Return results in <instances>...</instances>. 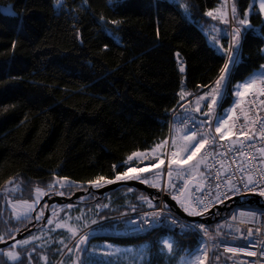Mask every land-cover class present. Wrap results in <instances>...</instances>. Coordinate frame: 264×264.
<instances>
[{
    "label": "trees",
    "instance_id": "obj_1",
    "mask_svg": "<svg viewBox=\"0 0 264 264\" xmlns=\"http://www.w3.org/2000/svg\"><path fill=\"white\" fill-rule=\"evenodd\" d=\"M188 1L192 21L166 0H62L61 7H55L54 0H0L13 11H0V194L3 187L19 182L20 196H27L34 186L48 187L54 176L76 183L63 189H86L97 177L114 179L126 171L133 153L163 143V159L167 151L172 153V132L190 134L187 128H169L171 113L176 109V118L184 101L182 90L189 98L211 86L226 61L198 26L221 0ZM250 1L234 0L237 16H244ZM231 19L235 25L233 10ZM249 24L242 30L239 63L227 81L217 114L232 103V86L264 63V21L256 10ZM220 40L226 49L228 37ZM177 56L184 64V87ZM158 171H163L162 165L139 175ZM146 200L145 193L123 187L76 205L86 211H74L80 217L78 234L85 225L98 224L81 234L90 238L82 245L83 252L93 242L147 244L143 264H165L161 241L168 238L174 244L172 264L200 245L194 231L170 226L136 237L103 232L112 218L157 204L151 202L150 207ZM21 224L8 218L0 198L4 240ZM215 224L207 227L213 229ZM77 240L59 230L40 243L41 249L18 248L16 264H42L44 259L55 264L65 249H74ZM33 248L39 254L29 257ZM83 252L80 257L75 254L79 264H87ZM0 264L14 262L0 255Z\"/></svg>",
    "mask_w": 264,
    "mask_h": 264
},
{
    "label": "built area",
    "instance_id": "obj_2",
    "mask_svg": "<svg viewBox=\"0 0 264 264\" xmlns=\"http://www.w3.org/2000/svg\"><path fill=\"white\" fill-rule=\"evenodd\" d=\"M259 87L258 84L256 89L250 90L246 95L244 103L246 104L247 115L239 110L234 111L230 126L235 134L225 135L223 140L220 139L222 132L216 133L215 131V115L210 125L190 117L176 119L174 118L176 109L170 115V130L187 128L190 132L193 130V124H196L198 125V129H196L197 138L203 137L208 140V144L200 151L204 168L203 178L197 180L186 173H180L179 179L175 183L178 188H183V193L188 185L192 184L190 204H192L194 197H202L206 203L211 201L204 214L208 213L216 204L225 202L230 197L259 195L258 191H249L244 188L243 183L240 182L242 177L244 183H247L248 177H251L253 181L264 186V153L259 151V149L264 148V137H261V131L264 130L262 129L264 126V103H262L264 96L260 95ZM241 130L246 131L253 139L249 140L241 136ZM171 154L168 151L165 153V163L162 165L164 174L168 171V161L172 158ZM241 167L244 171L239 170ZM228 176H231L230 181L227 179ZM185 184L187 185L186 188H184ZM218 184L219 188H217ZM229 184L235 185L239 190L229 191ZM164 185L163 182L162 190L165 189ZM197 188L202 191H196ZM217 193H221L219 199H217ZM224 193L227 194V197L223 195ZM175 194L177 193L173 189L172 196ZM262 197L264 198V196ZM157 212L160 215L157 220L152 221L151 227L145 226V230H136L142 219L151 220V217H146V214ZM112 219L114 220L112 225L103 230L105 234L136 237L160 226L194 231L207 248L204 264H264V256L261 255V251L264 250V210L259 208L236 206L232 209V215L227 220L228 227L225 230L205 227L207 234L195 227L201 223H189L181 220L172 211L165 209L161 202L149 209L125 213ZM173 220H175V224ZM129 221H133V223H129ZM97 226L98 224H94L86 227L82 233L90 232ZM248 229L252 230V236H248ZM245 245L248 246L245 251L227 252L225 250L226 247L239 249L244 248ZM246 251H255L257 255L247 256ZM216 256H219L220 259L216 260Z\"/></svg>",
    "mask_w": 264,
    "mask_h": 264
},
{
    "label": "rangeland",
    "instance_id": "obj_3",
    "mask_svg": "<svg viewBox=\"0 0 264 264\" xmlns=\"http://www.w3.org/2000/svg\"><path fill=\"white\" fill-rule=\"evenodd\" d=\"M166 1L176 5L179 8V10L181 11L182 15L187 20L192 21L191 14L189 12V1L188 0H166ZM229 1H230V4H229ZM224 2H225V4H224ZM261 2H264V0H256L255 8H254L253 0L250 1V4H249V6L245 12V14L246 13L248 14L246 17L248 21H249L250 14L254 10H256L260 14L262 20L264 21V12H262L260 10V3ZM224 9H225L226 13H225ZM233 9H235V12H233V15L235 17V23H236L235 25H238V27H240L242 30L248 28L250 26L249 23L245 24V25H241L239 23L240 19L245 18V14L242 18L240 16H237V10H236V5L234 3V0H221L220 3L215 8L210 9L206 12L205 16H206L207 20L201 21L198 24L200 29L203 31L208 44L212 48H214L215 50L217 48H219V46H217V43H216L217 38L219 36L228 37L229 44H228L227 48H229V45L231 44L232 35L237 30L235 26H233V28H231V29L229 27V25H230L229 17H231V10H233ZM0 11L2 13H5V14H12V12H13L10 4L0 5ZM208 12H212V16H208L207 15ZM227 24H228V28L226 27ZM213 37L216 38L215 41L213 40ZM263 39H264V35H263ZM223 49H224V47H223ZM262 53L264 55V47H263ZM177 60H178V64H179L178 69H179L181 76H182L181 77V86L184 87V64H183L182 60L180 59V57H178V56H177ZM261 66H264V63ZM261 66L258 69H256L252 73V75H249L247 77V79L252 77L255 73H258L261 70ZM181 68H183V71L180 70ZM243 82L237 83V84L232 86V88H231L232 103L229 106L223 108L219 114L216 113V110L219 108L220 102L222 101L223 95H224L226 88H227L226 87L227 84H224V81L221 82V86H220V92H222V98L216 92L217 85L214 82L213 85L207 87L206 89H203L202 91H200L197 94H193L190 97L193 100L192 104L197 106L198 98L203 96V97H205V99L200 101L199 105H201V107H204V106H207L208 103H211L212 96H216V98L218 100V104L213 105V108L211 109V110H213V113L211 114L210 120L213 119V116L215 113H216V118L222 117L224 119H228L229 116L233 115L234 110L236 108L241 107V105L245 101L247 93H245L243 96L235 95L236 86L239 84H242ZM240 90L243 91L242 88ZM182 94L186 97L188 96V94H185L184 90H182ZM206 94H208V95H206ZM230 120L228 121L229 125H230ZM216 126H217V124H216ZM221 132L227 133V128L222 129ZM190 142H192V141H190ZM146 163H147V159L141 158V159H139L137 161H133V162L127 161L126 167H127V169H128V167L138 168L139 166H142V165L146 166V165H144ZM134 165H136V166H134ZM133 174L134 173H132V175ZM59 178L60 177H55V176L53 177V181L50 183V185L52 186L51 188H55V187L60 188L59 184L65 182V181L60 180ZM147 178H149V180H150V183H148V184L152 185V183H155L157 185L156 188H159V189L162 187L163 181L166 182V184L168 181V175H167V173L164 174L163 171H159L155 174H152V175L148 176ZM67 181L71 182L72 186L76 185V183L70 179H67ZM91 186L94 187L93 185H91ZM191 186H192V184H189L187 189L184 191V193L180 197H178V200H176L179 205H181V203L178 201H183L185 206L191 205L190 204V188H191ZM13 188H18V190L11 191V189H13ZM94 188H97V187H94ZM37 189H40L42 192L38 203L36 202L37 201V191H36ZM21 190H22V187H21V184L19 182H16L14 184H11L7 187L2 188V193L4 194L5 199L1 198V202L5 205V208L8 210V218L15 221V222H20V221L25 222L30 216H32L34 214V212L36 210H38L37 211L38 216L40 218L41 217L44 218L45 209L44 208L39 209L40 200L44 194L43 188L40 186H34L32 188V191L27 196H24V197L20 196ZM25 202L33 205V210L30 211L27 216L23 215V213L26 210ZM68 206H69V204L55 205V206L50 207L49 214L46 217V221H45V224H44L42 230L33 232L29 235H26L25 237H23L19 240L29 239L31 241V243H29L27 246L36 245V246H38L37 249H41L42 246L40 245V243L43 242V240H46L47 238H49V236L54 232H57L59 230H63V231L67 232V237H69V236L71 237V233L68 231L69 227H71L75 230V232H76L75 238L76 237L79 238V235L77 232H78V228L80 225V219H77V217H79V215L77 214V212L75 213L74 211L77 208L80 209L81 213L84 212V214H85L86 211L83 210V207H80V206H76V205H71V207H68ZM96 209H99V207H97ZM182 209L184 210V207H182ZM18 215L20 216V219L16 218ZM230 215H232V213ZM40 218H38V219H40ZM49 219H51L53 221L52 224L47 223V221ZM64 222H66L64 227L59 228V229L56 228V226H55L56 223H64ZM216 222H217L216 224H215V222L213 223V224H215V226H213V227L219 228L221 230H225L228 227L227 220L220 219V221L218 220ZM33 238H35V239H33ZM165 240L170 241L168 238L162 239V241H161L162 251L161 252H163V259L165 261V264H170V257L172 256V251H168L164 248L163 242ZM108 245H111L110 249L106 247ZM147 246H148L147 244H141L139 246H133V245L121 246V245H115L114 243L102 241V242L91 243L90 246L88 247V251H86V253L85 252H83V253H85L84 258L86 259L85 261L87 264H143L144 260L147 257V254L145 252V249L147 248ZM203 247H205V246L202 243V241H200V245L198 247L194 248L192 251L187 252L185 255H181L179 258L175 259L172 262V264H191V261L193 260V258L198 254V249L203 248ZM18 248H21V247L17 246L16 251H18ZM67 249H65L64 255H62L58 259V261H56L55 264H79V263H82L80 261H77V258L75 257V254L78 253L76 251L75 247L71 252L70 251L67 252L66 251ZM117 249L119 251H114ZM7 250H10V249H7ZM32 250L33 249H31L29 251V253H31V254L33 253V254L37 255L38 252H36V249H35V251H32ZM66 252H67V254H66ZM105 252H110L111 254L110 255H104ZM81 253L82 252H79V255ZM28 256H27V259H28ZM5 258L8 260V258L6 256H5ZM200 259L204 262L205 256L203 254H201ZM8 261H10V260H8ZM42 264H46V259H44L42 261Z\"/></svg>",
    "mask_w": 264,
    "mask_h": 264
},
{
    "label": "snow or ice",
    "instance_id": "obj_4",
    "mask_svg": "<svg viewBox=\"0 0 264 264\" xmlns=\"http://www.w3.org/2000/svg\"><path fill=\"white\" fill-rule=\"evenodd\" d=\"M255 2L256 0H253V6H255ZM54 6L56 7H61L62 6V0H54ZM260 10L262 12H264V2L260 3ZM233 12H235V9H233ZM208 16H212V12H208L207 13ZM247 13L245 14V18L244 19H240L239 23L241 25H245L248 24L249 21L247 20ZM116 23V22H113ZM240 35V31L236 30V32L233 35V42L229 45V48L227 49H223V46L219 47L216 49L217 53L220 54L221 56H226L227 58V62L224 64L223 68L221 69V75L220 78L216 81V92L221 96L222 98V92H220V86H221V82L222 81H226L228 79H230V77L233 74V70L236 67V65L239 63V56H238V52H239V48H240V43L239 40L237 39V37ZM213 40L215 41L216 38L213 37ZM181 71H183V68L180 69ZM259 80V85L260 87L258 88V91L260 92L261 96H264V66H261V70L258 73H255L252 77H250L249 79L245 80L242 84H239L236 86V90H235V95L237 96H243L245 93H248L250 90L254 89L257 87V81ZM243 89V91H241L240 89ZM208 95V94H206ZM181 99H184L183 94L181 95ZM205 97L201 96L198 98L197 100V105H199L200 101L204 100ZM262 103H264V101H262ZM214 104H218V100L216 98V96H212L211 98V103L207 104V108L209 110H211L213 108ZM197 111H199V106H197L196 108ZM205 115H208V113H205ZM232 119L231 116L228 117V119H224L222 117H217L216 118V128L215 131L216 133H221V130L224 128H227V133H221L220 135V139L223 140L225 135H234L235 133H233L232 131V127L229 125L228 121ZM203 123V122H202ZM198 129V125L193 124V130H190V134H186L184 136V140L187 141H196V143L194 144H188L184 146V151L185 152H189V149H191V151L189 152V154L187 155V157L185 159H181V153L177 152V151H173L171 156L172 158L168 161V172L167 175L169 177H171L172 175V165H185L188 164L189 161L193 160V157L197 156L198 152L204 148V146L206 144H208V140L201 137L198 141H197V130ZM262 129H264V126H262ZM177 131H180L179 129H177ZM241 136H244L246 139H253V137L249 136L248 133L246 131L241 130L240 132ZM261 137H264V130L261 131ZM213 143H215V141H213ZM251 146V145H250ZM157 147H159V145H157ZM153 152H155V149L152 150ZM259 151L261 153H264V148L259 149ZM242 155V153H241ZM133 157L136 158H146L145 153H133L132 156L128 157V160L131 161L133 159ZM165 163V161L163 159H158V161L156 163L151 164L150 166H146L143 168H135V167H128V169L126 171H124L123 173H118L115 175L114 179H105L104 177H97L96 181H90L89 183L92 184L94 187H101L103 185H108V184H113L115 182L118 181H128V180H140L142 183L148 184L150 183L149 178L147 177H141L139 175V173H144V172H149L152 169L155 168H159L161 165H163ZM198 163L197 165H195L194 167H198ZM240 171H244V169L241 167L239 169ZM132 173H136V175H132ZM62 181H65L64 183H60L59 186L60 188H70L72 186L71 182L67 181V178H59ZM227 179L230 181L231 180V176H228ZM241 183H243V186L246 190L249 191H258L260 196H264V186H261L258 182L253 181L251 179V177H248L247 183H244L243 181V177L241 178ZM153 187H156L157 185L155 183H152ZM52 186L49 185V188H51ZM170 187L175 189L176 193L175 195L172 196V199L174 200H178V195L183 193V188H178L177 185L175 183H171ZM187 185H184V188H186ZM217 188H219V184L217 185ZM18 190V188H13L11 189V191H16ZM228 190L235 192L238 191L239 189L236 188L235 185L233 184H229L228 186ZM37 203L39 202L40 196L42 194L40 189H37ZM196 191H202L201 189L197 188ZM61 195H63L64 193L61 192L59 193ZM221 195V193H217V199H219V196ZM223 195H225L227 197V194L224 193ZM142 199H146V198H142ZM146 202L149 204V206L151 207V201L146 200ZM181 203V206L184 207V211L186 213H188V215L190 216H200L203 215L205 211H207L208 208V204L211 203V201L209 202H205L202 197H194L193 198V202L191 205L189 206H185L183 201H178ZM26 204V210L23 213L24 216H27L29 214L30 211L33 210V205L32 204H28L27 202H25ZM68 207H71V205H69ZM106 207V205H105ZM160 213H149L146 214V217H151V220H149L148 218H144L141 220L140 225L138 226V228L136 230H145V226L147 227H151L152 221H155L158 219ZM17 219H20V216L18 215L16 217ZM37 218H40L39 216ZM77 219H80V217H77ZM47 223L52 224L53 221L51 219H49L47 221ZM66 222L64 223H56V228H62L64 227ZM92 223H96V221H92ZM129 223H133V221H129ZM173 223L175 224V220H173ZM85 227H87V225H85ZM196 228L203 230L205 232V234H207V229L205 228V226L203 224L200 225H196ZM68 231L71 233V236H75L76 232L73 228L69 227ZM237 231H239V229H237ZM252 230L248 229V236H252ZM11 239L15 240L14 236H10ZM211 238V237H210ZM35 239V238H33ZM88 239V235H81L78 238V241L75 244V249L77 252H83L84 248L82 247V245H85ZM6 242L4 240V237L0 236V243H4ZM29 243H31V241L29 239H24V240H16L14 244L9 246L10 250H5V249H0V255L6 256L8 258V260L14 262V264H16V262L20 261V253L18 251H16L17 246L24 248L26 247ZM163 246L166 250L168 251H172L174 248V244L168 240H165L163 242ZM107 248H111V245L106 246ZM248 246L245 245L244 248H234V247H226L225 250L227 252H237V251H245L246 248ZM73 249H69V251L71 252ZM32 251H35V249L33 248ZM114 251H119L114 250ZM110 252H105L104 255H110ZM203 254L205 257H207V248L203 247V248H199L198 249V254L193 258V260L191 261V264H204V262L200 259V255ZM29 257L31 255V253H28ZM246 255L247 256H256L257 253L255 251H246ZM261 255L264 256V250L261 251ZM220 257L216 256V260H219ZM77 260H79V257H77Z\"/></svg>",
    "mask_w": 264,
    "mask_h": 264
},
{
    "label": "water",
    "instance_id": "obj_5",
    "mask_svg": "<svg viewBox=\"0 0 264 264\" xmlns=\"http://www.w3.org/2000/svg\"><path fill=\"white\" fill-rule=\"evenodd\" d=\"M123 187H127L132 190H139L140 192L145 193L147 195V198L151 202L153 203L161 202L165 208L173 211L181 219L190 221V222H195V223H202V222L211 223L212 220L218 221L217 220L218 218L217 217L213 218V216H216L218 213H222V212L227 214L230 210H232L236 206L255 207V208L264 210V198L260 195L251 194V195L230 197L225 202L216 204L206 214H203L200 216H190L188 215V213H186L183 209H181L178 206L176 200L172 199V196L166 191L150 186L148 184L142 183L140 180H128V181H118L113 184L103 185L99 188H94L91 185H89L84 192L83 191L74 192L69 197L60 196V197L48 200L44 206L45 215H44V218L41 220V222L46 221V217L48 216L50 207L52 206L65 205V204L80 205L83 203L82 200H79L81 196H84L83 200H87L90 195L91 196L95 195L96 197L93 199V201H97L101 199V197L104 194L108 192H113L114 190H117ZM41 203L42 202H40L39 206L41 205ZM33 223L34 222H32L31 224ZM37 229L38 228L31 227L27 230H21V229L17 230V233L14 235L15 240L10 238V239L5 240L6 242L4 243H0V249L6 248L7 246L12 245L16 240L23 238L24 236L30 234L31 232ZM89 239L90 238H88L87 241Z\"/></svg>",
    "mask_w": 264,
    "mask_h": 264
},
{
    "label": "crops",
    "instance_id": "obj_6",
    "mask_svg": "<svg viewBox=\"0 0 264 264\" xmlns=\"http://www.w3.org/2000/svg\"><path fill=\"white\" fill-rule=\"evenodd\" d=\"M224 4H225V2H224ZM229 4H230V1H229ZM224 11H225V9H224ZM225 13H226V11H225ZM229 23H230V25H233L231 17H229ZM234 26L236 27L237 30L240 31V35L237 37V39L239 40V43H241V35H242L241 34L242 33L241 30L242 29L240 27H238V25H234ZM233 35H232L231 43L233 42ZM220 38H221V36H219L217 38V41H216L217 46H219V47L222 46ZM238 56H239V52H238ZM226 62H227V58H226L225 63ZM220 75H221V72H220L219 76L217 77V79L214 81L215 83L220 78ZM227 81L228 80L224 81V84H227ZM258 84H259V80L257 81V85ZM192 101H193L192 98H190V97L187 98L186 96H184V101L181 104V107L179 108V110L176 113L175 117L176 118L190 117V118H194V119H197V120L204 121L207 124L210 123V121H211L210 117H211V114L213 113V110H209L207 108V106L201 107V105H197V106H199V111H197L196 110L197 106L193 105ZM235 110H239L244 115H247L246 104L244 102L241 105V107L236 108ZM205 113H208V115H205ZM186 134H189V133L187 131H185V130H180V131L174 130L172 132V136H171V139H170L169 146L171 148V152H173V151L180 152L181 153V157H180L181 159H185L187 157V155L189 154V152L191 151V149H189V152H185L184 151V146L188 145V144L196 143V141L190 142V141L184 140V136ZM198 140L199 139H197V141ZM164 148H165V144L163 143V144L159 145V147L153 148V149H155V152H153L152 151L153 149H151L149 151L138 152V153H145L146 159H147V163L146 164H148L146 166H150L151 164L156 163L158 161V159H163ZM200 151L198 152L197 156L193 157V160L188 162V164L179 165V166L178 165H172V175H171V177L168 176L167 184L165 183L166 192L169 193L171 196H172L173 188L170 187V184L176 182L177 176L179 175V172L187 173L188 175L192 176V178L197 179V180H201L203 178V176H204V168H203V160L201 158V152ZM139 159H141V158L133 157V159L130 162L137 161ZM197 163H198L199 166L198 167H194L195 165H197ZM134 166H136V165H134ZM146 166L142 165L140 167L143 168V167H146ZM159 168L161 169V166ZM178 206L182 209L181 205L178 204Z\"/></svg>",
    "mask_w": 264,
    "mask_h": 264
},
{
    "label": "flooded vegetation",
    "instance_id": "obj_7",
    "mask_svg": "<svg viewBox=\"0 0 264 264\" xmlns=\"http://www.w3.org/2000/svg\"><path fill=\"white\" fill-rule=\"evenodd\" d=\"M86 189H77V190H75V189H73V190H66V189H62V188H59V187H55V188H49V186L48 187H46V188H43V196H42V198H41V200H40V202H42L41 203V205L39 206V209L40 208H44V206H45V204L47 203V201L48 200H51V199H53V198H57V197H60V196H67V197H69V196H71L74 192H80V191H85ZM61 192H63L64 194L63 195H61V194H59V193H61ZM12 196V195H11ZM10 196V197H11ZM96 196L95 195H93V196H89L88 197V199L87 200H83V198H84V196H81L80 198H79V200H82V204H87V203H89L90 201H92L94 198H95ZM0 198H4L5 199V196H4V194L2 193V194H0ZM44 199V200H43ZM43 200V201H42ZM3 204V203H2ZM3 206L5 207V205L3 204ZM37 211L38 210H36L35 212H34V215H32V216H30L25 222H23V224H21L19 227H15L14 229H12L11 230V232H12V236H14L16 233H17V230H27V229H29V228H31V227H35V228H38L37 230H35V231H33V232H36V231H40V230H42V228H43V226H44V224H45V222H41V220H42V218L43 217H41L40 219H38L37 218V216H38V214H37ZM226 216V215H225ZM225 218V217H224ZM223 218V219H224ZM32 222H34L33 224H31ZM31 224V225H30ZM27 225H28V227H27ZM33 232H31V233H33ZM30 233V234H31ZM29 235V234H28ZM25 237V236H24ZM48 239V238H47ZM46 239V240H47ZM44 241V240H43ZM84 246V245H83Z\"/></svg>",
    "mask_w": 264,
    "mask_h": 264
},
{
    "label": "bare ground",
    "instance_id": "obj_8",
    "mask_svg": "<svg viewBox=\"0 0 264 264\" xmlns=\"http://www.w3.org/2000/svg\"><path fill=\"white\" fill-rule=\"evenodd\" d=\"M163 205V204H162ZM164 207V206H163ZM165 208V207H164ZM165 209H167V208H165ZM167 210H169V209H167ZM171 211V210H170ZM173 212V211H172ZM174 213V212H173ZM175 214V213H174ZM176 215V214H175ZM225 215H226V213H224V212H222V213H218L216 216H213V218H215V217H217L218 219L217 220H220V219H223L224 217H225ZM177 216V215H176ZM231 216V215H230ZM229 216V217H230ZM178 217V216H177ZM228 217V218H229ZM180 218V217H179ZM228 218H227V220H228ZM181 219V218H180ZM181 220H183V219H181ZM183 221H186V220H183ZM186 222H189V223H195V222H190V221H186ZM214 222H216V221H214V220H212L211 221V223H206V222H202L201 224H203L205 227H207V226H209V225H211L212 223H214ZM208 228V227H207ZM214 229V228H213ZM176 230V229H175Z\"/></svg>",
    "mask_w": 264,
    "mask_h": 264
}]
</instances>
